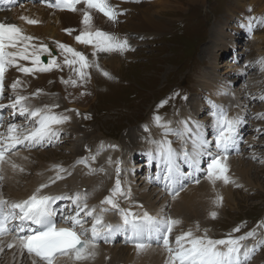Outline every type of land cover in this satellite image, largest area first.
<instances>
[{
	"label": "snow or ice",
	"instance_id": "6c2138e0",
	"mask_svg": "<svg viewBox=\"0 0 264 264\" xmlns=\"http://www.w3.org/2000/svg\"><path fill=\"white\" fill-rule=\"evenodd\" d=\"M81 4L85 6L81 10L83 29L75 37L79 44L91 46L93 57L98 53L123 54L130 50L126 38L122 39L93 25V11L113 23L124 14L109 0H54L49 6L76 12ZM21 19L32 25L39 23L28 17ZM260 23L264 24V21ZM65 31L71 34L72 30ZM37 41L38 38L26 34L18 25L0 22V253L4 251L5 238L10 237L6 247L15 248L21 255L27 253L32 258V264H65L66 260H71L73 264H90L98 254L100 241L109 242L116 233H123L126 243L132 244L137 253L153 245L162 249L164 264H250L252 255L259 247H264V242L252 247L244 243L258 235L256 229L236 236L233 233L241 231V226H237L225 238L214 239L208 234V229L201 233L197 222L193 228L173 237L174 230L182 224L180 219L166 214L163 209L154 215L142 204L134 205L139 211H134L133 207H122L121 201H130L132 196L131 187L121 179L122 161L116 162L115 182L99 204L89 203L86 190L46 191L58 181L71 176L79 165L88 170L86 174L103 171L92 167L99 149L96 155L80 158L71 168L53 165L51 171L54 175L40 183L26 199L12 200L4 196L2 188L6 171H25L15 158L27 160V156L21 155L22 151L45 147L57 141L62 126L71 120V116L54 111L59 105L35 106L32 101L42 94V90L38 89L30 95L23 94L26 85L21 79L9 85L12 95L5 104V78L9 69L15 68L25 76H35L38 72L62 71L67 67L72 75L67 80L61 78V82L73 87L87 83L92 68L111 78L107 71L100 68L96 59L90 61L84 52L56 42L58 51L54 54L47 44ZM258 63L264 70V58ZM259 99L264 101V95ZM166 103L167 100L162 101L158 107ZM5 109L11 110L7 123L3 118ZM211 114V128L214 131L208 134L199 123L190 126L186 120L181 122L179 128H172L170 122L164 121L161 116L153 118L155 126L163 131L161 139L149 141L153 148L148 155L161 166V174L156 179L165 189L171 190L173 200L184 190L183 181L192 179V182L200 183L197 176L200 172L213 187L217 182L225 185L235 183L229 175L228 159L230 149L237 145L243 120L239 116L229 115V111L222 106H215ZM17 117L23 123L18 122ZM257 118L264 119V113L257 114ZM169 136L176 137L179 148L173 146L174 142ZM61 202L67 203L61 205ZM222 202L223 197L217 194L213 204L218 207ZM109 214L117 215L118 222L109 221ZM217 215L216 211L210 212L212 219ZM260 227L264 225H257V228Z\"/></svg>",
	"mask_w": 264,
	"mask_h": 264
},
{
	"label": "rangeland",
	"instance_id": "374dc122",
	"mask_svg": "<svg viewBox=\"0 0 264 264\" xmlns=\"http://www.w3.org/2000/svg\"><path fill=\"white\" fill-rule=\"evenodd\" d=\"M19 1L22 0L14 2ZM31 2L27 1L12 6L7 9V13L9 12L8 14L11 15L20 12L25 5L43 4L42 0ZM109 2L124 14L118 17L117 22L113 23L102 14L93 11V25L95 28L112 33L122 39L126 38L131 46L130 50L123 54L109 53L115 56L113 61L107 58L106 53H98L96 57H93L91 46H85V52L78 48L82 44H79L75 37L83 29L81 23V10L85 7L83 4L77 6L78 11L76 12L62 11L66 13V16L61 17L62 23L59 30L62 34L63 44L88 54L91 57L90 61L96 59L100 68L107 71L111 78L105 77L96 68L90 69L91 75L87 83L78 87L71 86L74 90L71 92L70 88L68 94H66V90H63L67 98L75 94L63 108L64 103L61 98H56V96L60 93V88L70 87V85L61 82V78L67 80L69 77L65 78L64 74L72 75L67 67H64L62 71L39 72V76L35 74L33 78L30 77L29 89L46 90L52 95L51 100L45 101L47 105H61L64 112L71 115L72 119L75 112L76 116L73 121L78 127H81V134L90 133L84 137L81 135V138L78 139L79 152L86 156L91 147V155H96L97 147L103 140L119 139L123 150L119 154L116 153L114 158H121L123 161L122 153L129 154L132 156L134 165L131 167L123 165L122 181L125 182L123 177H132V171L135 175L146 177L143 176L145 174H141V163H136L134 157L141 155L138 151L147 147L145 146L147 139H156L155 131H160L162 134L163 130L154 124L153 118L156 115L161 116L164 121L170 122L171 127L174 128L182 121L183 106L191 109L194 107L195 101L198 100V105L202 110L199 113L195 112L196 119L206 124L207 134L214 131L211 128L213 120L211 104L213 101L221 104L218 99L223 100L217 92L215 82L208 79L213 74L214 67L219 74L215 76L216 80L221 84L231 81L230 89L248 105L246 111L243 106L238 108V114L245 116L243 126L245 131H243L240 145L244 148L248 145L249 148L252 147L249 141L255 132L251 131L257 127L255 131H259V133L255 136L256 140L261 142L260 144L263 143L264 146V119L257 118V114L264 113V101L258 97L264 95V70L258 63L261 58H264V24L260 23V21H264V17H261V12L257 10L264 5V1L109 0ZM43 7L48 10L53 9L45 5ZM254 12L258 14L252 17ZM56 14L53 12L52 17ZM44 18L46 19L47 16ZM239 20L242 22L243 28ZM249 20L253 25L251 31L249 30ZM66 29H71V34L65 31ZM254 34L263 36L260 44L250 37ZM37 38L39 42L45 41L43 38ZM74 43L79 45L76 47ZM12 70L13 68L9 69V72ZM204 74L210 86L202 85L200 78ZM35 90L33 93L36 92ZM209 95L214 98L211 99ZM226 97H230V94L228 93ZM252 97L257 99H252ZM165 100L167 103L163 107H158ZM72 101H74L73 104H71ZM73 105L75 107H71ZM54 110L61 112L58 108ZM192 110L194 111V109ZM187 121L190 122V125H195L192 120ZM72 125L68 128L67 135L74 134ZM146 128L149 130L146 131ZM172 137L173 146L179 148V141L175 136ZM209 138L212 137L209 136ZM75 143L76 136L73 135L67 141L55 145L57 150L49 155L50 158L56 157L61 161L69 157L72 158L73 156H69L72 152L70 146ZM127 145L136 146L138 150L134 149L135 147H130L128 151H124ZM249 148L245 149L248 153H250ZM47 150L50 151L52 148ZM254 151L255 156L260 159H253L250 154H245L246 158H244L245 163H251L249 174L251 183L247 182L241 186L235 183L225 185L217 182L215 190L221 196L223 194L222 205L216 211L217 217L215 219L210 217V212L213 209L209 208L206 214L201 210V214L190 218L189 222L194 226L198 222L201 231L208 229V234L214 239L225 238L237 226H241V231L233 233V235H243L253 229H256L258 233L255 238L244 243H254L260 237L264 238V227L257 228V225H264V163L261 162L264 161V151L258 147H254ZM47 157L43 156V159L46 160ZM100 158L107 157L97 155L96 161L93 163L97 167L101 164ZM113 161L115 162V160ZM154 162L156 161H150V168ZM109 165L114 174L113 162ZM138 166L139 168H137ZM232 170L231 167L229 175L232 179L236 181L240 178L239 180L244 184L246 180ZM151 174L154 176L149 172L147 177ZM110 176L113 186L115 174L114 177L112 174ZM198 178L202 182L206 180L203 172L198 173ZM218 184L224 185L228 190L234 188L232 190H234L235 200L227 197V193H222L225 191ZM184 185L186 187V184ZM111 188L105 187L102 191L103 195H108ZM123 202L125 201L122 200L121 205ZM186 225L182 227L185 229ZM173 237H175L174 234ZM115 245L120 246L121 243H115ZM250 264H264V247H259L252 255Z\"/></svg>",
	"mask_w": 264,
	"mask_h": 264
},
{
	"label": "bare ground",
	"instance_id": "6f19581e",
	"mask_svg": "<svg viewBox=\"0 0 264 264\" xmlns=\"http://www.w3.org/2000/svg\"><path fill=\"white\" fill-rule=\"evenodd\" d=\"M6 1H17V0H6ZM256 1L262 2L264 0H256ZM42 3L43 4H40L41 6L39 4L38 5H33V4L25 5L20 12L18 11V12L12 13L11 15L8 14L9 12L7 13V10L2 11L0 12V22L16 24L21 29H23V31L26 34L31 35L33 37L37 36V37L45 39L43 43L47 44L50 49H54L55 51L54 54H56V52L58 51L56 42L62 43V40H61L62 34H60V30H59V26L62 23L61 17L66 16V13L62 11L54 10V9H57L55 7H52L53 9H50V10L43 7V5L49 6L50 4H53L54 0H42ZM257 10L261 12L260 16L264 17V5L258 8ZM53 12L57 13L56 16L54 17H52ZM257 14H258L257 12H254L252 17H255ZM44 16H47V18L45 19ZM21 17H28L30 19H35L39 21V23L35 25L28 24L25 20L21 19ZM251 20H249V24L250 22H252ZM251 26L253 27L252 23H251ZM248 34L250 35L249 32ZM47 37L49 39H46ZM250 37H252V40L257 41L259 44L261 40L263 39V36H257L255 34L251 35ZM74 44L76 45V47L79 45L78 43H74ZM84 47L85 45H82L81 47H78V48L83 49V51L85 52ZM89 47L87 48L88 51H89ZM106 54L108 56L107 58H110L111 61H113V58L115 56L110 55L109 53H106ZM85 55L89 57L88 54H85ZM89 58L91 59V57ZM60 60L62 61V58H60ZM212 70H213V74L208 79L211 82H215V87L217 89V92L223 98V100L218 99L221 102V104H219L217 101H213V103L211 104L212 109H214L215 106H222L223 108L229 111V115L239 116L243 120V123L241 124L240 129H239V138H238L237 145L234 148L230 149V154H229V159H228V164L230 168L231 167L233 168L234 173L240 175L244 180H246V182L242 184L238 176L239 179L238 180L235 179L236 180L235 184L243 186L247 182L251 183V178L249 176L250 170H251V163L250 164L245 163L246 162L244 159L246 158L245 154H250L251 158H253V156L256 155L254 151V147L256 148L258 147L259 149L264 151V146H263V143L260 144L261 142L259 143L257 142L258 140H256L255 136H257L258 135L257 133H259V131H255L257 127L252 129L251 131V132H255V134L251 135L252 137L250 138V141H249L252 147L249 148V145H248L246 148H244L240 145L243 131H245V128L243 127L245 124V116L243 114H238L239 113L238 108H241V106H243L246 111L248 105H246L242 100H240L238 95L234 91H232V89H230V86L232 83L231 81L228 83L221 84L215 78V76L219 75L217 69H215L214 67ZM6 76H7L6 93H9V92L11 93L9 85L16 79H21L22 81H24L26 85V89L23 92V94L30 95L35 90V89L34 90L29 89V82L31 81L30 77L33 78L32 75L25 76L22 73L20 74L15 68H13L12 72L8 71L6 73ZM36 76H39V72L36 73ZM68 76H70L69 73L64 74L65 78H67ZM200 80H201L202 85L203 84L209 85L205 74L200 78ZM70 88L71 86L70 87L64 86V88L63 87L60 88V93L56 96V98L57 97L61 98L62 102L64 103L62 105L63 108L67 106V102L69 101V99H72V97L75 96V94H73L72 96H69L68 98L66 97L65 92H63V90H66L67 91L66 94H68L70 92ZM73 90L74 89L71 88V92ZM228 93L230 94V97H226ZM51 96L52 95L46 92V90L42 91V94L38 98L34 99L32 103L37 107L47 105L45 101L51 100L52 99ZM209 97L211 99L214 98L212 95H209ZM3 102L5 103V101ZM73 102L74 101H72L71 104H73ZM198 103L199 101L196 100L195 103L193 104L194 107L191 109L187 106H183L182 111H181V119L182 121L192 120V122L193 123L195 122V124L199 123L200 125L204 127V131L207 134L206 128H205L206 124H203L196 119L197 117L196 113H199L202 110V108L198 105ZM62 106L59 105L58 109H60L61 112L65 113L66 115H69L67 112H64V109L62 108ZM71 107H75V106L73 105ZM192 109H194V111ZM54 111L58 112L57 110H54ZM75 116H76V113L74 112L73 119H75ZM10 117H11V110L5 109L4 118H5L6 123L8 122ZM18 118L20 117H17L16 119L18 120ZM73 119L71 118L69 122H67L66 124L62 126L61 133L63 134L62 135L60 134L59 139L53 143L54 148H52V150L49 151L45 149V147H42L41 149H34V150L32 149L30 151H22L21 155L27 156L28 159L23 160L19 157L15 158L17 163L24 166L25 171L15 172V173L12 172L10 169L6 171L5 173L6 178L3 181V188H2V191L5 197L12 199V200L26 199L29 195H31V193L40 183L45 181L48 177L54 175V172L51 171L53 165L59 164L65 168H71V166L74 165L77 160H79L80 158L86 157L83 153L78 151L79 146H77V144L79 141L78 139L81 138V135H83L84 137L85 135H90V133L84 132V134H81V131H82L81 127H78L77 124H75V122L73 121ZM71 125L74 131V134L71 133L70 134L71 136H70V135H67V132H68V128ZM180 126H181V123L180 125H177L174 128H179ZM190 126H194V125H190ZM73 135L76 136V143L71 144L70 150L72 152L69 155L73 157L72 158L69 157L62 161L57 159L56 157L50 158L49 155H51V153L57 150L56 146L61 144L62 142L67 141L68 139L73 137ZM155 138H156L155 140L161 139L160 131H155ZM150 140H153V139L151 138L147 139L146 145H145L147 146L145 148L147 155L153 148V145L149 142ZM101 144L106 145V146L112 145V144L116 145V147H118V150H119L118 154L121 152V150H123L119 139H112V140L106 139V140H103ZM130 147L131 148L135 147L134 149L137 148L136 146H130ZM247 148H249L248 151H250V153L246 152L245 149ZM141 150H144V149H141ZM141 150H139L138 152L141 153ZM99 155L102 157H107V158L105 159L100 158L101 164L97 167L96 165L92 163L93 165L92 167L96 168L97 170L103 169V171H97L95 174H86L88 170L83 165H79L75 167V170L73 171V174L71 176L67 177L64 180L58 181L57 184L53 185L50 189L46 191H50L52 193H60L63 191L71 192V191H85L86 190L89 193V197H90L89 203L99 204L100 200H102V198L105 196L102 193V191H104V188L112 187L113 182H112V178L110 174H112L113 177L115 174V173L113 174L112 167L109 165V158H108L109 153L104 152V153H99ZM43 156H48V157L46 160H44ZM121 156H122L123 162L126 163L125 165L127 167L134 166L132 164L131 155L129 154L126 155L125 153L124 154L122 153ZM110 158H111V162L114 163L113 160L116 161V158H114V156ZM257 159H260V158L255 156V160ZM147 160L150 163L151 159L149 155L147 157ZM139 166L137 168H139ZM157 166H158V171L156 173V176L158 174H161V171H162L159 163H157ZM133 172L134 171L131 172L132 177H123V180L126 182V186L131 187L132 196H131L130 201L123 202L121 206L122 207H133L134 211H139L140 209L135 208L134 205L142 204L144 206V209L148 210L150 213L154 215L159 214L161 212V209H163V211L166 214L172 216L173 218L180 219L182 221V224L177 229L174 230L175 235L179 234L181 231H186L189 228H193L194 224L189 222L190 218L201 214V210H203L202 213L206 214L209 208H212L213 211H217L220 208V206L217 207L216 205L213 204V201L216 199V196L218 194L215 190L216 187H213L208 182L207 179L203 182L200 181L199 184H196L192 181H187L186 182L187 184L184 190L180 192L179 196H177L175 200H173L172 195L170 194L171 193L170 189L159 190L152 186L151 182H153V177H154L152 174L146 178L140 175H135ZM218 185L223 189V191H225L222 193L224 194L227 193L226 194L227 197H231L233 200H235V196L233 193L234 190H232L234 188H232L231 190L230 189L228 190V188L224 187V185L222 184L221 185L218 184ZM218 190L220 191L221 189H218ZM65 203L67 202H61V205ZM118 218H119L118 216L115 217V215L113 214H109L107 216V219L111 221L112 223H116V220ZM185 222L188 225H186ZM184 225H186L185 229L184 227H182ZM201 233H198V234H201ZM263 235H264V232H263ZM119 238L125 241V236L123 233H121ZM9 241H10V237L5 238L4 240L5 248H4L3 253H0V264H32V258L29 257L27 253H24L23 255H21V253L18 252L15 248L8 249L6 245ZM261 242H264L263 237H260L256 242L247 244V245L249 247H252L255 245H259ZM115 243L116 241L115 242L100 241L98 249H97L98 254L95 257V259L90 262V264H110L111 262L113 264H123V263L124 264H164L165 255L162 249H160L159 247L155 245H153L150 249H147L142 253H137L136 249L130 243L125 244V245L121 243L120 246L115 245ZM65 264H73V262L71 260H66Z\"/></svg>",
	"mask_w": 264,
	"mask_h": 264
},
{
	"label": "water",
	"instance_id": "95a60500",
	"mask_svg": "<svg viewBox=\"0 0 264 264\" xmlns=\"http://www.w3.org/2000/svg\"><path fill=\"white\" fill-rule=\"evenodd\" d=\"M54 50V49H53ZM55 52V51H54Z\"/></svg>",
	"mask_w": 264,
	"mask_h": 264
}]
</instances>
